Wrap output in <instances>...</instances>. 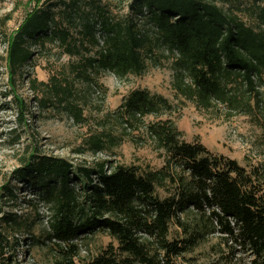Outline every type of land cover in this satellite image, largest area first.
Instances as JSON below:
<instances>
[{
    "label": "trees",
    "instance_id": "obj_1",
    "mask_svg": "<svg viewBox=\"0 0 264 264\" xmlns=\"http://www.w3.org/2000/svg\"><path fill=\"white\" fill-rule=\"evenodd\" d=\"M256 1L260 4L250 21L237 0H130L122 17L113 15L108 0H36L7 36L11 89L17 92L35 56L52 45L78 59L71 64L72 72L87 81L100 71L120 79L141 76L149 68L147 59L166 48L178 98L201 110L220 106L252 113L251 103L259 110L264 105L258 90L264 86V0ZM28 79L34 94L49 86ZM50 81L52 97L41 98L39 109L58 104L70 90L55 76ZM15 99L21 113L18 127L28 128L30 106L17 95ZM171 108L164 96L135 90L122 104L121 118L142 123ZM39 109L30 116L33 121L41 119ZM71 110L75 120H83L81 107ZM147 129L165 159L158 170L109 160L77 167L66 158L26 150L19 156L15 182L22 184L21 190L39 192L53 207L47 237L64 244H58L59 258L53 264H78L74 241L97 232L106 233L117 246L110 244L87 264H182L216 235L233 249V263L237 252L242 254L235 264H264V167L242 166L198 140L185 141L170 119ZM103 136H90V151L105 149ZM16 141H21L19 136ZM4 190L0 203L7 196L17 200L12 189ZM0 214V264H19L10 253L20 245L30 257L33 244H46L29 237L24 216L1 207ZM6 249L10 252L5 257Z\"/></svg>",
    "mask_w": 264,
    "mask_h": 264
},
{
    "label": "rangeland",
    "instance_id": "obj_2",
    "mask_svg": "<svg viewBox=\"0 0 264 264\" xmlns=\"http://www.w3.org/2000/svg\"><path fill=\"white\" fill-rule=\"evenodd\" d=\"M108 7L115 17L128 13L130 0H108ZM246 9V18L255 19L254 12L260 3L256 0H237ZM233 3V0H232ZM36 0H0V194L8 187L14 191L17 200L3 197L0 207L6 212H16L27 220L29 237L43 239L46 244L35 246L30 257H25L22 245L13 253V259L19 264H53L59 258L60 247L64 244L57 239H48L53 220L52 204L39 192L21 190L22 184L15 182L13 173L19 168L21 154L32 152L66 158L75 166H89L109 160L124 166H142L153 170L164 166V156L157 149L155 140L150 136L148 125L170 119L183 132L187 142L200 141L210 151L237 160L242 166L261 165L264 167V105L259 110L255 102L251 103L252 113H237L226 107H213L210 110L198 109L193 103L178 98L173 88V63L168 59L166 48L156 50L154 56L147 59L149 68L141 76H129L124 79L113 73L100 71L93 81L75 77L71 64L78 59L63 55L57 46L35 56L33 65L26 69L27 76L18 81L17 92L13 93L6 67L7 36L18 29L26 15L34 9ZM100 30V28H98ZM156 58L158 61L155 62ZM55 76L61 85H69V91L61 94V101L49 107L39 109V100L52 97L51 77ZM49 84L47 88L33 93L29 89V79ZM66 80V81H65ZM67 87V88H68ZM260 100L264 103V86L261 85ZM135 90H145L150 94L164 96L171 109L161 110L147 116L142 123L121 118V107L126 98ZM16 95L29 105L26 114L28 128L18 127L20 110ZM38 98V99H37ZM72 106L83 109V120L77 121ZM41 112V119L33 121L30 116ZM232 113L233 116H228ZM33 122V123H32ZM16 131V133H14ZM95 134H104L105 149L98 152L89 150L88 139ZM21 139L17 143L16 139ZM17 143V144H15ZM78 189V185H75ZM5 196V195H4ZM2 214H0V217ZM19 234H15V238ZM21 244V242L19 241ZM78 245V264H87L100 255L110 244L117 243L104 232L89 237H80L74 241ZM230 245L232 243H229ZM233 247V245H232ZM221 235L211 236L208 241L192 253L186 255L182 264H235L238 255L229 251ZM5 250V257L9 255ZM14 254L17 257H14ZM225 259H222V256ZM2 255L0 254V262Z\"/></svg>",
    "mask_w": 264,
    "mask_h": 264
}]
</instances>
